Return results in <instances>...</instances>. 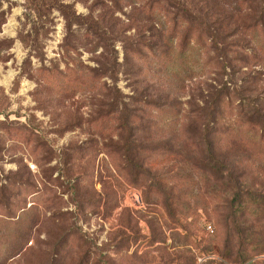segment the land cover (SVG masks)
<instances>
[{"label": "rangeland", "instance_id": "1", "mask_svg": "<svg viewBox=\"0 0 264 264\" xmlns=\"http://www.w3.org/2000/svg\"><path fill=\"white\" fill-rule=\"evenodd\" d=\"M231 167L264 193V0H0V264H264Z\"/></svg>", "mask_w": 264, "mask_h": 264}, {"label": "trees", "instance_id": "2", "mask_svg": "<svg viewBox=\"0 0 264 264\" xmlns=\"http://www.w3.org/2000/svg\"><path fill=\"white\" fill-rule=\"evenodd\" d=\"M3 16V14H2ZM219 91L222 90H218L215 94L217 95V98L215 100H212L211 103L209 105L208 104V100L203 98V104L207 105L204 108H197L196 112L199 113V116H201L204 112H206L207 115H212V119L213 121H211L214 124H218L220 117H221V113H222V96L220 94ZM219 92V93H218ZM218 93V94H217ZM216 97V96H215ZM210 122V123H211ZM210 123L207 124V126H210ZM212 128V127H211ZM215 130L212 128H208L207 127V132L205 133V138H206V142L209 144V147L213 145V140L210 139L209 137V133L212 134ZM261 140L263 139V134L261 136ZM212 152V150H210ZM212 156V155H211ZM228 178L230 179L229 182V188L228 190H233L235 195H238V198H236L234 201H231V205L234 208V213H236L235 217L239 220V221H246V214H250L254 215L253 211L249 210V205H254L256 206V212L258 211V217L259 216H264V198H259L260 201L258 200V198H253V197H249V198H243L242 195H264V193H253L249 188L247 189L246 192H244L243 188L248 187L245 184L244 179H242L241 177H245V173H241V174H236L235 177H233V174L235 172L234 168H229L228 169ZM236 178V179H235ZM234 184H231V183ZM240 196V197H239ZM256 202V204H255ZM237 213L239 214V216H237ZM244 220V221H243ZM238 229V232L240 235H244L247 236L249 234V232H251V228L249 226H245V227H240V226H236ZM158 239V238H155ZM163 242L165 241V238L162 240ZM232 250L227 251V253L229 255H233L234 254V246H231ZM256 252L257 254H264V247H256ZM241 250V249H240ZM245 250H247V248H245ZM227 253H224L226 255V257L228 256ZM224 255V256H225ZM195 260V259H194ZM209 262H211L212 264H215L216 262H219V259L215 256H208L207 259H205ZM260 260H256V261H250L248 264H257Z\"/></svg>", "mask_w": 264, "mask_h": 264}]
</instances>
